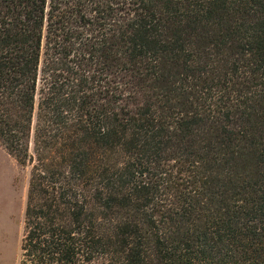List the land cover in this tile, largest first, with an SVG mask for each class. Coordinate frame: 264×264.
<instances>
[{
    "label": "trees",
    "instance_id": "16d2710c",
    "mask_svg": "<svg viewBox=\"0 0 264 264\" xmlns=\"http://www.w3.org/2000/svg\"><path fill=\"white\" fill-rule=\"evenodd\" d=\"M0 146L21 264H264V0H0Z\"/></svg>",
    "mask_w": 264,
    "mask_h": 264
},
{
    "label": "rangeland",
    "instance_id": "374dc122",
    "mask_svg": "<svg viewBox=\"0 0 264 264\" xmlns=\"http://www.w3.org/2000/svg\"><path fill=\"white\" fill-rule=\"evenodd\" d=\"M35 120L31 148L33 149ZM31 165L20 164L0 146V264H21L24 211Z\"/></svg>",
    "mask_w": 264,
    "mask_h": 264
}]
</instances>
